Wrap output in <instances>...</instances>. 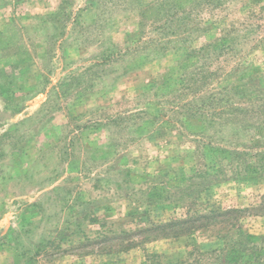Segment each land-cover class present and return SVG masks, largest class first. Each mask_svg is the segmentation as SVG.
<instances>
[{
    "label": "rangeland",
    "instance_id": "obj_1",
    "mask_svg": "<svg viewBox=\"0 0 264 264\" xmlns=\"http://www.w3.org/2000/svg\"><path fill=\"white\" fill-rule=\"evenodd\" d=\"M0 264H264V0H0Z\"/></svg>",
    "mask_w": 264,
    "mask_h": 264
},
{
    "label": "trees",
    "instance_id": "obj_2",
    "mask_svg": "<svg viewBox=\"0 0 264 264\" xmlns=\"http://www.w3.org/2000/svg\"><path fill=\"white\" fill-rule=\"evenodd\" d=\"M223 214H224V212L217 214V216L219 217V216H222ZM194 217L192 216V217L185 218L184 220L173 221V222L167 224V226L168 225H172V226L176 225L177 228H175L174 230H177L178 228H185V229L188 228L189 229L192 226V223L203 222V221L208 220V218H211V217L216 218L214 215H206V214H203V215L198 214V215H194ZM254 247L251 250H254ZM249 248H251V247L249 246Z\"/></svg>",
    "mask_w": 264,
    "mask_h": 264
}]
</instances>
